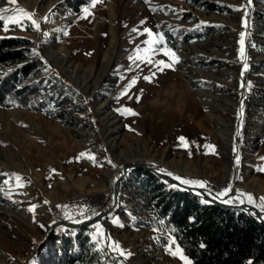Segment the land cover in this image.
Instances as JSON below:
<instances>
[{"label":"rangeland","instance_id":"374dc122","mask_svg":"<svg viewBox=\"0 0 264 264\" xmlns=\"http://www.w3.org/2000/svg\"><path fill=\"white\" fill-rule=\"evenodd\" d=\"M0 20V37L30 42L18 63H38L18 84L30 98L59 103L63 85L78 95L57 108L62 120L0 106V264H26L50 224L111 208L126 162L212 192L235 183L226 202L264 214V0H0ZM132 175L107 219L111 250L130 264H192L135 222L153 216V197ZM65 229L29 264L58 262ZM89 229L91 252L125 264L103 226Z\"/></svg>","mask_w":264,"mask_h":264},{"label":"trees","instance_id":"16d2710c","mask_svg":"<svg viewBox=\"0 0 264 264\" xmlns=\"http://www.w3.org/2000/svg\"><path fill=\"white\" fill-rule=\"evenodd\" d=\"M209 7L212 11L219 10L214 5ZM3 25L4 22L0 20V28ZM29 44L24 38L0 37V66L4 67L0 71V106L24 107L62 120L65 113H56V110L78 96L74 90L63 85V98L57 103L51 97L40 101L36 100L37 96L30 98L26 93L27 88L18 86L19 80L32 74L38 64L28 62L18 65L27 58ZM260 65L264 68V61ZM35 74L41 77L39 72ZM132 177L141 189L153 197L150 205L153 216L136 219L135 222L145 229L170 235L192 264H264V223L248 212L205 202L143 170L134 171ZM89 232V228H66L58 233L56 240L62 255L58 256V262L55 260L54 264H75L85 250H88L89 256L87 263L110 264L87 247L91 245ZM72 248L79 250V255L73 258L68 256Z\"/></svg>","mask_w":264,"mask_h":264},{"label":"water","instance_id":"95a60500","mask_svg":"<svg viewBox=\"0 0 264 264\" xmlns=\"http://www.w3.org/2000/svg\"><path fill=\"white\" fill-rule=\"evenodd\" d=\"M136 170H143L149 173L154 174L157 178L162 180L164 183L169 184L173 188H177L186 192H189L196 197L201 198L205 202L220 206L222 208L227 209H236V210H244L248 212L251 216H254L256 219H258L261 223H264V214L256 207L248 205L246 203L243 204H228L226 200L230 198L231 196H235L236 192L231 193L225 197H219L216 193L209 191L206 187H192L189 185L184 184L180 179L176 176H173L171 172H166L162 168H155L154 166H148L143 163H131L126 162L124 164V171L122 175L119 177V179L116 181L115 185L112 187V193H113V204L111 208L107 210H103L100 213L92 216L89 220H81L80 222L72 223V222H66V221H59L55 224H50L49 231L47 232L43 244L41 247L35 250V252L28 258L26 264H29L30 261L36 256V254L40 251V249L47 244L52 235L55 233V231L58 228H67L72 230H80L83 228H92L93 226L99 224L103 226V228L106 231V237H107V249L110 254V256L113 259H117L119 261L124 262L125 264H130L124 257L116 255L110 248V241H111V235H110V227L107 224V219L117 210V208L120 206L121 203V195H122V189L124 185L125 180H130V175L132 172Z\"/></svg>","mask_w":264,"mask_h":264},{"label":"bare ground","instance_id":"6f19581e","mask_svg":"<svg viewBox=\"0 0 264 264\" xmlns=\"http://www.w3.org/2000/svg\"><path fill=\"white\" fill-rule=\"evenodd\" d=\"M144 164V163H143ZM157 169V168H156ZM123 171H124V167L122 168V167H118V171H117V173L115 174V177H114V179H113V181H114V185H115V183H116V181L119 179V177L122 175V173H123ZM167 172V171H166ZM236 181V177H234V179H233V182H235ZM235 184V183H234ZM233 184V187L229 190V189H227V190H224L222 193H220V192H216V191H214L219 197H225V196H227V195H229V194H231V193H233V192H235V190H237L238 189V186H236V185H234ZM210 191V190H209ZM212 192V191H211ZM113 195V194H112ZM104 199V196H101L100 198H99V200H98V202L99 203H102V200ZM94 216V215H93ZM91 218V217H90ZM90 218H88V219H82V220H89Z\"/></svg>","mask_w":264,"mask_h":264},{"label":"built area","instance_id":"2783aa9c","mask_svg":"<svg viewBox=\"0 0 264 264\" xmlns=\"http://www.w3.org/2000/svg\"><path fill=\"white\" fill-rule=\"evenodd\" d=\"M95 215V214H94Z\"/></svg>","mask_w":264,"mask_h":264}]
</instances>
